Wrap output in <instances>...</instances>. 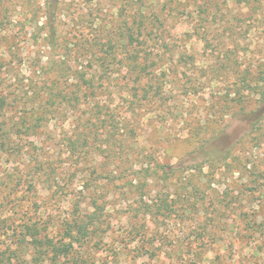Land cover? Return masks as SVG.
I'll use <instances>...</instances> for the list:
<instances>
[{"label": "rangeland", "instance_id": "374dc122", "mask_svg": "<svg viewBox=\"0 0 264 264\" xmlns=\"http://www.w3.org/2000/svg\"><path fill=\"white\" fill-rule=\"evenodd\" d=\"M4 1L0 264H50V243L68 242V264H264V102L240 88L264 64V0L163 8L144 62L159 82H135L115 42L134 0H58L52 39L45 0ZM87 39L114 56L97 89L77 86ZM42 100L55 106L40 115ZM76 214L98 219L81 243L64 234Z\"/></svg>", "mask_w": 264, "mask_h": 264}, {"label": "trees", "instance_id": "16d2710c", "mask_svg": "<svg viewBox=\"0 0 264 264\" xmlns=\"http://www.w3.org/2000/svg\"><path fill=\"white\" fill-rule=\"evenodd\" d=\"M127 1L133 3L132 0ZM176 2V0H167L164 5L160 8L152 9L144 5L143 0H134V3H139V6L134 8L132 14L130 15L132 16L130 20H124L123 24L125 27L120 26V29L122 30L120 32V35L118 34L117 39H113V41H111L112 45L109 44L108 47L112 48L115 40V42H117V46L121 47V50H124V56H126V59L129 60V71L131 73H134L136 76L135 82H141L142 79H146L147 81L151 82L153 80H157V82H159V77H156L148 69L152 63H144L146 60L149 59V56L151 55V53L147 51V47L149 46L148 40L153 39V37L150 36L149 33H152L154 36L159 35L157 30L163 23L161 19L166 20L167 18V13L163 12V8L168 7V9H172L173 4L171 3ZM0 3L5 5L6 3H8V1L0 0ZM45 4L52 8L51 14H45L51 21L48 27V35L49 38L52 39L54 38L56 32L55 21L57 14L56 10L59 7L58 0H45ZM176 6L177 5H174V8ZM195 9H197V13L199 12V15L203 16V14H200V12L209 13V10H211V6L208 2L205 1V3H199L198 5H196ZM228 28L230 29V27ZM205 42H208V40H206ZM82 44L86 50L91 51V53L95 56V59L92 61L93 63H89L91 68H93V70L90 72V76L85 77L84 73H82V80H77V86L78 88L86 86L85 88L87 89L89 87L92 89H97L98 86H103L99 85L98 83L109 77L111 73L109 68L111 60L114 56L107 53L105 54L103 51H100V49H97L96 43L89 39H87L85 43ZM84 44H86V46ZM128 46L131 47V50L127 48ZM242 76L243 77L241 78V82L243 84L240 85V88H244L249 93L257 94L258 100L264 102V64L256 65L254 69H245V72ZM157 82H153L152 85L149 86L150 88L148 89L146 87H143L144 85L142 86V88L141 86H138L144 91V93H146L151 91L152 87L158 89L159 85ZM9 98L10 96L8 95V93L0 89V117L2 116L3 111L9 103ZM69 99L71 102L73 98ZM76 100L77 97L73 100L74 104L76 103ZM53 106L55 105L47 103L46 100H42V103L38 107V114L42 115L43 113H47V110H50V108ZM0 130V148L6 150V147L8 145L7 141L9 139V134L6 132V128L3 127L1 122ZM7 131H10V127H8ZM85 145H87V143H85ZM212 154H214L215 158H217L219 154H221V151L217 153L212 152L210 155ZM91 215L92 214H84V217L81 214H76L75 216L70 217L69 219H65L63 223L64 234L67 237L72 238L75 242L81 243L88 237L94 235L96 232L98 233V219L97 217H94V215ZM25 229L27 233L33 237V240L38 245L43 244L41 239H38L36 237V235L40 233L39 226L36 223H31V225L26 224ZM50 246L51 251L53 252V255L50 258V264H68L65 260L60 261V257L68 255L73 246L72 242H68L67 244L65 243L62 245L50 243Z\"/></svg>", "mask_w": 264, "mask_h": 264}]
</instances>
